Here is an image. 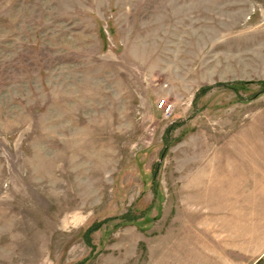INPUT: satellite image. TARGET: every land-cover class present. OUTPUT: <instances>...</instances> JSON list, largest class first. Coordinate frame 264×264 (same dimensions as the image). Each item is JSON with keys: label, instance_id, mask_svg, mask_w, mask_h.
<instances>
[{"label": "rangeland", "instance_id": "obj_1", "mask_svg": "<svg viewBox=\"0 0 264 264\" xmlns=\"http://www.w3.org/2000/svg\"><path fill=\"white\" fill-rule=\"evenodd\" d=\"M0 264H264V0H0Z\"/></svg>", "mask_w": 264, "mask_h": 264}, {"label": "built area", "instance_id": "obj_2", "mask_svg": "<svg viewBox=\"0 0 264 264\" xmlns=\"http://www.w3.org/2000/svg\"><path fill=\"white\" fill-rule=\"evenodd\" d=\"M166 102L165 101H163L162 102V107L164 108V111H165V114H167V115H170V114H172V111H173V105L172 104H165Z\"/></svg>", "mask_w": 264, "mask_h": 264}]
</instances>
